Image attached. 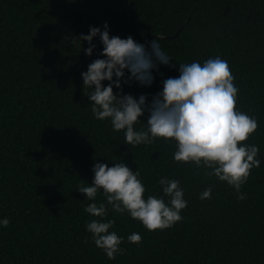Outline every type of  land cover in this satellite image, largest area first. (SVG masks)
I'll return each mask as SVG.
<instances>
[{
	"label": "trees",
	"instance_id": "1",
	"mask_svg": "<svg viewBox=\"0 0 264 264\" xmlns=\"http://www.w3.org/2000/svg\"><path fill=\"white\" fill-rule=\"evenodd\" d=\"M107 22L109 34L139 43L161 37L175 68L159 64L150 86L122 84L123 93L151 101L162 81L179 76V63L220 57L238 87L237 110L254 116L257 130L244 143L259 148L238 200L236 191L207 169L177 163L174 140L124 143L110 119L93 116L81 73L92 56L65 37L88 34ZM107 85L108 81L102 82ZM91 91V89H89ZM114 91H120L114 87ZM147 112L136 130L146 128ZM122 162L140 171L144 197H162L160 178L180 181L187 207L182 221L147 230L108 206L124 237L122 255L109 259L85 225L84 211L105 202L102 190L89 201L77 186H89L95 163ZM211 186V199L200 193ZM167 202V197H163ZM0 264H264V0H0ZM139 233L142 242L129 243ZM87 241V242H85Z\"/></svg>",
	"mask_w": 264,
	"mask_h": 264
},
{
	"label": "clouds",
	"instance_id": "2",
	"mask_svg": "<svg viewBox=\"0 0 264 264\" xmlns=\"http://www.w3.org/2000/svg\"><path fill=\"white\" fill-rule=\"evenodd\" d=\"M99 37L103 45L99 53L103 58L93 60L87 71L81 73L83 93L88 96L93 116L98 120L110 119L114 131L124 132V143L137 146L148 145L157 138L174 140L176 151L173 159L177 163H194L197 168L208 171L205 175L215 176L226 182L237 193L238 200H245L241 192L253 167H259V148L255 144L244 143L257 130L258 121L237 110L239 89L235 85L227 61L220 57L209 58L203 63H179V76L162 81L163 88L148 101L145 94L137 99L132 94L123 93L122 84L138 82L150 86L154 81L152 70L159 71V64L175 68L173 59L165 53L159 40L139 43L131 35L121 38L110 36L109 25L90 26L88 34L65 37L71 45H82L85 55L92 56ZM108 81L107 85L102 82ZM114 87L120 91H114ZM91 89V91H89ZM147 112L146 128L136 130L135 124ZM94 177L89 186L83 183L76 189L89 201H95L102 190L105 202H92L84 211L93 217L86 225L94 244L103 250L109 259L122 255L125 249L120 245L124 237L115 231L113 220L103 222L108 215V206L115 213L127 212L149 231L172 227L183 217L180 214L187 207L180 181L162 177L158 181L163 196L148 195L138 168L135 170L122 162L95 163ZM211 186L200 193L201 200L211 199ZM163 197H167V202ZM7 227V217L0 220ZM129 243L139 244V233L128 235ZM87 242V241H85Z\"/></svg>",
	"mask_w": 264,
	"mask_h": 264
}]
</instances>
